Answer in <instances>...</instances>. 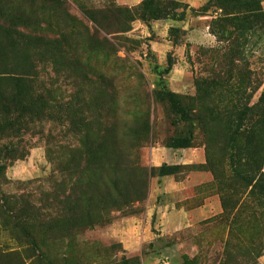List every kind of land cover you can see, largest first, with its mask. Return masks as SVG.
I'll return each mask as SVG.
<instances>
[{
    "label": "rangeland",
    "instance_id": "rangeland-1",
    "mask_svg": "<svg viewBox=\"0 0 264 264\" xmlns=\"http://www.w3.org/2000/svg\"><path fill=\"white\" fill-rule=\"evenodd\" d=\"M139 1L0 0V27L17 24L31 43L39 33L55 43L50 63L35 66L51 91V116L14 139L11 155H24L0 154V264H180L181 255L194 264H264V204L243 188L245 176L264 174L253 124L259 110H242L236 150L228 117L230 103H258L264 90V34L235 61L251 76L236 90V69L217 60L222 43L215 25L208 27L212 13L193 12L206 0H173L186 8L181 20L118 12ZM170 27L179 30L176 44ZM11 36L0 29L1 76L32 58L33 47ZM214 73L231 78L201 84ZM160 86L191 114L188 147L169 145L174 126L154 93ZM162 163L177 168L162 175ZM234 200L242 208L236 224L250 212L256 217L249 229L232 227L234 235H252L242 256L234 236L224 251ZM13 221H25L27 233Z\"/></svg>",
    "mask_w": 264,
    "mask_h": 264
},
{
    "label": "trees",
    "instance_id": "trees-1",
    "mask_svg": "<svg viewBox=\"0 0 264 264\" xmlns=\"http://www.w3.org/2000/svg\"><path fill=\"white\" fill-rule=\"evenodd\" d=\"M44 1L49 2L50 0ZM262 1L264 0H206L203 7L193 10L195 15H206L208 9L209 12L212 13L208 27L211 28V24L215 25L217 28L216 40L222 43V51L219 53L217 60H223L221 67L229 66V71L231 72L232 69H236L234 75H232L234 79L232 82L235 84L231 86L235 87L236 90L242 85H249L251 82L249 80V77H251L250 73H243L242 71L245 67L243 65L237 66L235 61H240L244 58V56H242V49L244 47H251V45L255 46L263 38L264 17L260 5ZM117 8L118 12L124 17H132L137 14L153 20L164 18L181 20L184 17L186 9L173 0H140L136 8ZM177 8H180L178 12H176ZM124 20L127 21L126 18ZM15 26H17V24ZM15 26L8 23L7 27L2 26L0 29L7 34L9 38L12 37V34H16V37L21 43L25 46H32L33 48L30 49L32 51V58L26 61L25 66H22L18 73L12 76L0 75V80L7 81L6 87L9 89L8 93H5L6 90L4 86L0 84V137L4 140V144L0 146V154H3V158L7 159L14 155H24L22 152L11 155L15 152V149H12L14 146V139H18L21 134L31 131L36 123L50 118L51 109L54 105L51 102L49 103L50 96H47V93H49L50 90L44 87L42 81L38 80L39 77L35 71V66L40 61H42L43 64L47 62L50 63L46 58V52L48 48H54L55 43L43 33L37 34L38 36L35 40H39L38 42L31 43V41H29L30 33L19 32L15 30ZM169 31L172 34V42L176 44L179 30L170 27ZM168 67L169 66H167V69ZM216 78L217 80L214 82L213 79ZM230 78L231 74L219 77L218 74L214 73L212 77L204 78L201 84L207 85V83L211 84L214 82L216 83L214 85L223 86L229 82ZM158 84H162V82ZM254 88H256V86ZM154 93L156 96H159L160 99H164L167 102L169 112L172 115L170 123L174 126V134L169 138V145L173 148L188 147L192 141V130L190 129L191 114L184 109V107L180 106L176 95L164 89L163 86H160ZM262 101H264V90H261L257 97L258 103L248 105V103L245 102H234L230 103L228 110V117L230 120L229 144L234 150L237 148L238 137L242 135V129L238 123L244 115V111L242 112V110L245 109V115L253 114L256 110H259V114H256L253 124L258 127L256 133L258 136V147H260L258 149L260 153L259 158L261 160L264 157V103L259 102ZM178 122L186 126L185 130H176V124ZM254 126L247 128V132L251 133L254 130ZM4 167V165L0 166V173ZM176 168V165H166L162 163L158 171L162 175H167L173 173ZM232 168H234V176L239 177L240 170L235 165H233ZM245 179L246 181L243 188L247 189L246 196L252 197L254 195L259 204H264V174L257 171L255 176L252 177L247 175ZM24 205L28 207L29 204L27 203ZM240 205L241 204L238 203L237 200H234L228 207L231 208L229 209L231 216L228 223V236L224 242V251L225 248L227 249V247H229V238L234 236L233 239L238 242L235 248L238 249L237 253L242 256L244 250L248 249L251 245V241H253L252 235H247V237L245 235L243 236L244 231H242V237L234 235L232 227L237 225L244 230H246V228L249 229L252 221H254L256 217L250 212L245 219L241 218L236 224ZM226 208L222 200V211ZM241 209L242 208H240L239 211ZM11 211L12 210L9 211V214H12ZM18 222H12L13 229H22L27 233V223L25 221H23L24 224H22L21 221L20 223ZM237 238H240V240ZM256 238L258 239L257 243H261L262 248L263 241L260 239L259 234H257ZM230 247L233 246L230 245ZM261 251L262 250L258 248L256 254L258 255ZM226 255L229 254L226 253ZM180 264H194V262L193 259L188 258L187 255H181Z\"/></svg>",
    "mask_w": 264,
    "mask_h": 264
}]
</instances>
